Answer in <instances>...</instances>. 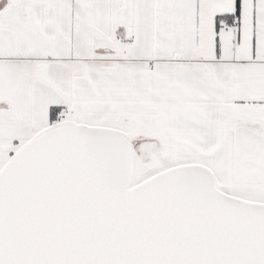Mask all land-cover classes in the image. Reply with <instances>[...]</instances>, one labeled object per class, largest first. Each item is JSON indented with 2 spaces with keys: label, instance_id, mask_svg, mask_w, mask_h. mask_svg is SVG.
Masks as SVG:
<instances>
[{
  "label": "snow or ice",
  "instance_id": "snow-or-ice-1",
  "mask_svg": "<svg viewBox=\"0 0 264 264\" xmlns=\"http://www.w3.org/2000/svg\"><path fill=\"white\" fill-rule=\"evenodd\" d=\"M0 264H264V0H0Z\"/></svg>",
  "mask_w": 264,
  "mask_h": 264
}]
</instances>
